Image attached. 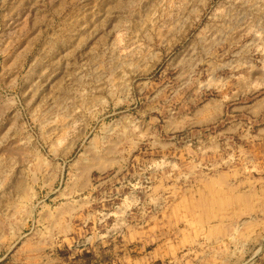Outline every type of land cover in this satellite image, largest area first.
<instances>
[{"label":"rangeland","instance_id":"1","mask_svg":"<svg viewBox=\"0 0 264 264\" xmlns=\"http://www.w3.org/2000/svg\"><path fill=\"white\" fill-rule=\"evenodd\" d=\"M0 264H264V0H0Z\"/></svg>","mask_w":264,"mask_h":264}]
</instances>
